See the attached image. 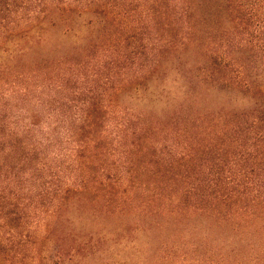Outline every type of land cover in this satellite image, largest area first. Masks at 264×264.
<instances>
[{
	"label": "trees",
	"instance_id": "obj_1",
	"mask_svg": "<svg viewBox=\"0 0 264 264\" xmlns=\"http://www.w3.org/2000/svg\"><path fill=\"white\" fill-rule=\"evenodd\" d=\"M0 264H264V0H0Z\"/></svg>",
	"mask_w": 264,
	"mask_h": 264
}]
</instances>
